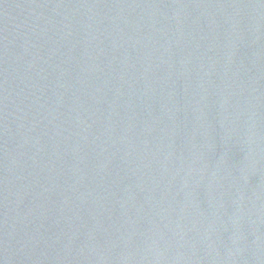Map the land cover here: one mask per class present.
Instances as JSON below:
<instances>
[{
    "label": "water",
    "instance_id": "1",
    "mask_svg": "<svg viewBox=\"0 0 264 264\" xmlns=\"http://www.w3.org/2000/svg\"><path fill=\"white\" fill-rule=\"evenodd\" d=\"M0 264H264V0H0Z\"/></svg>",
    "mask_w": 264,
    "mask_h": 264
}]
</instances>
